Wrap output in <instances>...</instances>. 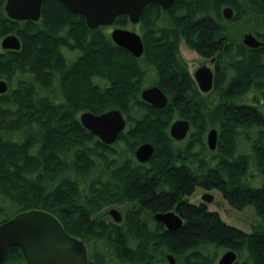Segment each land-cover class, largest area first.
Masks as SVG:
<instances>
[{"label":"trees","instance_id":"1","mask_svg":"<svg viewBox=\"0 0 264 264\" xmlns=\"http://www.w3.org/2000/svg\"><path fill=\"white\" fill-rule=\"evenodd\" d=\"M0 0V225L18 213L44 209L87 246L90 264H217L232 249L234 264H264V46L233 39L230 25H261L264 0H175L164 11L144 8L145 51L137 58L118 46L106 26L91 29L60 0H46L38 21L11 19ZM233 10L226 19L224 8ZM167 18V23L164 21ZM116 26L132 25L120 15ZM137 27V26H136ZM15 34L19 50L1 41ZM216 57L215 86L202 94L187 69L180 42ZM155 73L147 84L150 70ZM157 84L168 103L157 108L141 93ZM119 109L127 129L108 146L81 122L83 112ZM187 119L184 141L170 134ZM218 130L210 150L208 132ZM151 143V160L135 159ZM218 189L235 209L253 207L262 222L250 232L217 211L188 201L196 187ZM133 201L149 211L176 208L186 223L152 231L140 210L118 225L97 220L105 207ZM5 264H28L19 247Z\"/></svg>","mask_w":264,"mask_h":264},{"label":"water","instance_id":"2","mask_svg":"<svg viewBox=\"0 0 264 264\" xmlns=\"http://www.w3.org/2000/svg\"><path fill=\"white\" fill-rule=\"evenodd\" d=\"M46 0H6L5 11L14 20L38 21L42 15V5ZM73 14L85 18L91 29L100 26L113 27L110 36L120 47L128 50L139 58L144 54L145 47L142 36L127 28L116 26L115 21L120 15H127L133 25L141 21L144 8L149 4L159 5L164 11L168 10L175 0H60ZM225 18L233 16L230 7L224 8ZM245 43L253 48L264 46V41L252 33L244 37ZM4 49L19 50L21 42L18 36L10 34L1 41ZM213 71L207 66H201L195 73V79L203 92H209L213 87ZM8 85L0 80V93L7 92ZM141 97L144 101L157 108H164L168 103L165 92L159 86L145 88ZM85 128L97 135L103 142L114 143L126 127V119L119 109H110L101 114L83 112L80 116ZM190 129L187 119L176 120L171 126V135L181 140ZM218 132L211 129L207 142L211 150L217 147ZM154 146L143 143L136 150V157L142 162L152 158ZM203 199L212 202L214 195L206 194ZM111 215L116 221L122 216L118 209H111ZM169 230H179L183 219L174 211L156 214ZM13 247H19L28 264H90L88 249L83 240L66 231L62 222L51 212L44 209H32L18 213L0 225V264H5L7 254ZM238 258L236 251L229 249L219 258L217 264H234ZM170 263L175 259L169 256Z\"/></svg>","mask_w":264,"mask_h":264},{"label":"rangeland","instance_id":"3","mask_svg":"<svg viewBox=\"0 0 264 264\" xmlns=\"http://www.w3.org/2000/svg\"><path fill=\"white\" fill-rule=\"evenodd\" d=\"M164 22L167 23V18L164 17ZM257 22V21H256ZM258 23V22H257ZM259 23L257 27H255L254 19H248L240 23H233L231 25V34L234 39L240 40L243 37V34L252 30L255 32L256 28H259ZM113 27H107L109 33L111 32ZM132 31H136L138 33L140 30V25H128L125 27ZM180 51L182 56L187 62V66L189 67L190 72H193V69L201 64L202 58L195 52L193 48H191L186 42L182 41L180 44ZM155 79V73L151 69L147 75V84L153 82ZM213 194L214 200L208 204L209 210L217 211L220 217L228 224L234 225L238 228H241L244 231L250 232L252 229V224H257L262 222L261 218H259L255 212L253 207H246L244 210H237L232 207L222 196V194L218 190L206 191L203 188H197L193 195H191L190 200L193 203H200L202 201L203 195ZM120 209V206H114ZM108 210V209H107ZM106 211V210H105ZM224 253L221 252L220 256ZM219 260V259H218Z\"/></svg>","mask_w":264,"mask_h":264},{"label":"flooded vegetation","instance_id":"4","mask_svg":"<svg viewBox=\"0 0 264 264\" xmlns=\"http://www.w3.org/2000/svg\"><path fill=\"white\" fill-rule=\"evenodd\" d=\"M167 11V10H166ZM232 18V17H231ZM230 18V19H231ZM227 19V18H226ZM251 19V18H250ZM229 20V19H228ZM257 20L256 19H254V22H255V27H257V22H256ZM138 25V24H137ZM136 25V26H137ZM233 25V24H232ZM259 26V28H256L255 29V32L254 31H252V30H250V31H248V32H246V33H244L243 34V37H242V39H240V40H236V39H234V40H236V41H239L241 44H243L244 46H246V47H248V48H252L253 49V47H250V46H248L246 43H245V41H244V37H245V35L247 34V33H252L256 38H258L259 40H261V41H264V38L263 37H261L260 35H259V30L261 29V25H258ZM230 29H231V25H230ZM232 32V31H231ZM140 34V33H139ZM141 35V34H140ZM233 37V36H232ZM182 41H184V40H182ZM181 41V42H182ZM181 42H180V44H181ZM185 42V41H184ZM195 52L197 53V54H199L196 50H195ZM199 56L202 58V61H201V64L199 65V66H197L196 68H194L193 69V72H190V70H189V67L187 66V69H188V71H189V73H190V75L192 76V78L195 80V82H196V85H197V88L199 89V91L202 93V94H204V95H209L212 91H213V89H214V86H215V78H216V74H217V69H218V65H217V62H216V57H206V56H203V55H201V54H199ZM184 58V57H183ZM185 60V59H184ZM185 62H186V60H185ZM187 63V62H186ZM201 66H207V67H209L212 71H213V73H214V78H213V87H212V89L209 91V92H203L200 88H199V85H198V83H197V81H196V79H195V73H196V71L201 67ZM152 86H159V85H157V84H153V85H150V86H147L146 88H148V87H152ZM160 87V86H159ZM161 88V87H160ZM145 89V88H144ZM125 117V116H124ZM178 120V119H177ZM176 120H174L173 122H172V124H171V126L173 125V123L175 122ZM171 126H170V134H171ZM127 122H126V127H125V129L121 132V134L127 129ZM214 129V128H213ZM216 129V128H215ZM217 130V129H216ZM90 131V130H89ZM91 132V131H90ZM217 132H218V130H217ZM190 133H191V124H190V129H189V131H188V133H187V135H186V137L185 138H183V139H181V140H177V139H175L172 135V138H174L175 140H177V141H184L186 138H188V136L190 135ZM209 133V132H208ZM94 134V133H93ZM120 134V135H121ZM219 135V134H218ZM97 136V135H96ZM207 136H208V134H207ZM98 137V136H97ZM120 137V136H119ZM119 137H118V139H119ZM98 139L101 141V142H103L99 137H98ZM118 139L114 142V143H111V144H108V143H105V142H103L104 144H106V145H108V146H114L115 144H116V142L118 141ZM208 143V142H207ZM217 144H218V139H217ZM209 146V145H208ZM140 147V146H139ZM138 147V148H139ZM137 148V149H138ZM210 148V147H209ZM136 149V150H137ZM211 150V149H210ZM215 150V149H214ZM213 151V150H212ZM135 159L139 162V163H142V164H145V163H148L151 159H149L148 161H146V162H142V161H140V160H138L137 159V157H136V151H135ZM197 188H203V189H205L206 191L208 190V191H212V190H218V189H214V188H212V189H207V188H204V187H201V186H198V187H196V189ZM196 189H195V191H196ZM194 191V192H195ZM219 191V190H218ZM194 192H193V194H194ZM220 192V191H219ZM192 194V195H193ZM207 193H205L204 195H203V197L206 195ZM213 195V194H212ZM190 197L191 196H189L188 197V201L189 202H191V200H190ZM203 197H202V201L200 202V203H194V204H203V205H205L207 208H208V204L210 203V202H206L204 199H203ZM191 203H193V202H191ZM114 206H120V209H118V208H116V207H114ZM113 208H115V209H118L119 211H120V213H121V216H122V220L121 221H116V219L113 217V215H111V213H110V211H111V209H113ZM108 209V210H107ZM209 209V208H208ZM106 210V211H105ZM140 210V215H141V219L144 221V223H146L147 224V226L149 227V229L150 230H154L156 227H157V225L158 224H162L163 225V227H164V229H166V230H169L161 221H159V220H157L156 219V214H158V213H165V212H169V211H174L176 214H178V215H180L181 217H182V219H183V225L186 223V220L184 219V217L178 212V210H177V207L175 208H172V209H170V210H166V211H157V212H152V211H149V210H147L146 208H142L141 206H139L138 205V203H136V202H133V201H125L124 203H118V204H114V205H111V206H108V207H105L104 209H102L101 211H99L96 215H95V217H97V220H99V221H105V222H107V223H113V224H118V225H122V224H124L125 222H126V220H127V217H128V215H130L131 213H133V212H137V211H139ZM212 211V210H211ZM182 225V226H183Z\"/></svg>","mask_w":264,"mask_h":264}]
</instances>
